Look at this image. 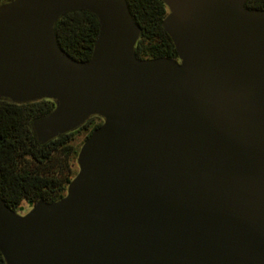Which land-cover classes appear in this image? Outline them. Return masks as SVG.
I'll return each instance as SVG.
<instances>
[{"label":"water","instance_id":"water-1","mask_svg":"<svg viewBox=\"0 0 264 264\" xmlns=\"http://www.w3.org/2000/svg\"><path fill=\"white\" fill-rule=\"evenodd\" d=\"M178 60H143L128 0L0 6V99L53 100L45 145L92 117L65 198L21 215L0 195L6 264H264V10L249 0H161ZM100 22L92 58L56 25Z\"/></svg>","mask_w":264,"mask_h":264},{"label":"trees","instance_id":"trees-1","mask_svg":"<svg viewBox=\"0 0 264 264\" xmlns=\"http://www.w3.org/2000/svg\"><path fill=\"white\" fill-rule=\"evenodd\" d=\"M10 0H0V6ZM130 12L142 33L136 54L143 60H178L176 47L163 28L169 15L161 0H128ZM249 9L264 10V0H249ZM60 47L73 59L92 58L100 34L98 18L87 11L66 14L56 25ZM56 109L53 100L15 104L0 99V195L6 205L19 213L24 203L35 206L41 200L55 203L66 197L71 182L79 173L78 157L84 143L104 124L92 117L79 130L42 145L33 131V121ZM83 141L76 145V138ZM0 264H6L0 253Z\"/></svg>","mask_w":264,"mask_h":264},{"label":"rangeland","instance_id":"rangeland-1","mask_svg":"<svg viewBox=\"0 0 264 264\" xmlns=\"http://www.w3.org/2000/svg\"><path fill=\"white\" fill-rule=\"evenodd\" d=\"M82 141H83V137L82 136H80V137L78 136L76 138V145H80ZM31 206H33V205H31V204H29L27 202L24 203L22 205L21 211H19V214L25 215L29 211V209L31 208Z\"/></svg>","mask_w":264,"mask_h":264},{"label":"flooded vegetation","instance_id":"flooded-vegetation-1","mask_svg":"<svg viewBox=\"0 0 264 264\" xmlns=\"http://www.w3.org/2000/svg\"><path fill=\"white\" fill-rule=\"evenodd\" d=\"M33 207H34V206H31V208L29 209V211H31ZM29 211H28V212H29ZM28 212H27V213H28ZM27 213H26V214H27Z\"/></svg>","mask_w":264,"mask_h":264}]
</instances>
